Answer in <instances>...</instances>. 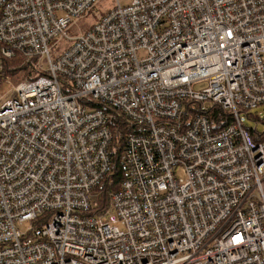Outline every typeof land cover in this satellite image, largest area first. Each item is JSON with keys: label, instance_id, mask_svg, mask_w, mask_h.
Returning <instances> with one entry per match:
<instances>
[{"label": "built area", "instance_id": "1", "mask_svg": "<svg viewBox=\"0 0 264 264\" xmlns=\"http://www.w3.org/2000/svg\"><path fill=\"white\" fill-rule=\"evenodd\" d=\"M95 1L0 0V84L37 57L0 106V264H264V143L241 118L264 103V0H116L70 38ZM97 104L133 131L91 214L112 167Z\"/></svg>", "mask_w": 264, "mask_h": 264}, {"label": "trees", "instance_id": "2", "mask_svg": "<svg viewBox=\"0 0 264 264\" xmlns=\"http://www.w3.org/2000/svg\"><path fill=\"white\" fill-rule=\"evenodd\" d=\"M37 57L27 59L20 53H17L14 57L5 59L4 65L6 72L10 75H15L17 71H22L26 73L29 71L30 65L35 63ZM28 75L26 73L25 77ZM97 106L103 107L101 104ZM105 110L109 111V126L111 128L113 139L110 144V151L112 157V167L109 173L106 175L104 180L94 189L98 200V206L91 211V214H102L105 213L109 206L111 200V194L117 191L123 180L127 177V167L124 161L121 159L122 152L124 149L126 135L133 131L130 127L128 121L122 116L118 115L116 111L108 107H103ZM252 110H241V113L246 115L248 118L258 120V116L251 113ZM211 122L214 128L218 129L219 127L225 126L232 119V113L229 110H224L221 107L214 106L209 113ZM264 121V118L262 119ZM255 141L258 143H264V132H259L256 129L246 126Z\"/></svg>", "mask_w": 264, "mask_h": 264}, {"label": "rangeland", "instance_id": "3", "mask_svg": "<svg viewBox=\"0 0 264 264\" xmlns=\"http://www.w3.org/2000/svg\"><path fill=\"white\" fill-rule=\"evenodd\" d=\"M123 4L126 3V0H120ZM116 4V0H96L93 6L86 12L84 15L73 18L67 33L70 38H75L80 33L89 29L92 25H94L107 11L112 9ZM71 39L69 38H56L50 43L52 56H56L60 54L62 51L67 49L71 45ZM43 68H46V59L43 61ZM28 72V70H27ZM26 72V73H27ZM26 73L24 70L17 71L15 75H11L12 78L7 81H3L0 84V106L4 103L5 100L9 99L14 91L15 85L25 79ZM198 88V87H197ZM251 113L254 115H259L258 120L248 118L246 115L241 114V118L243 123L246 126H250L256 129L259 132H264V103L258 105L256 108H253ZM30 225V221H26L19 226L22 231H26L27 227Z\"/></svg>", "mask_w": 264, "mask_h": 264}]
</instances>
